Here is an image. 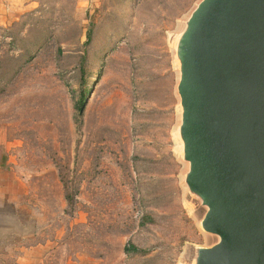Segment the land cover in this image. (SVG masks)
I'll use <instances>...</instances> for the list:
<instances>
[{
  "label": "rangeland",
  "instance_id": "374dc122",
  "mask_svg": "<svg viewBox=\"0 0 264 264\" xmlns=\"http://www.w3.org/2000/svg\"><path fill=\"white\" fill-rule=\"evenodd\" d=\"M200 1L0 0V264H195L216 243L177 138Z\"/></svg>",
  "mask_w": 264,
  "mask_h": 264
},
{
  "label": "water",
  "instance_id": "95a60500",
  "mask_svg": "<svg viewBox=\"0 0 264 264\" xmlns=\"http://www.w3.org/2000/svg\"><path fill=\"white\" fill-rule=\"evenodd\" d=\"M175 53L185 185L217 239L195 264H264V0H201Z\"/></svg>",
  "mask_w": 264,
  "mask_h": 264
},
{
  "label": "trees",
  "instance_id": "16d2710c",
  "mask_svg": "<svg viewBox=\"0 0 264 264\" xmlns=\"http://www.w3.org/2000/svg\"><path fill=\"white\" fill-rule=\"evenodd\" d=\"M90 37H91L90 33L88 32V34H87V42L90 41ZM84 59H85V57H82V61H84ZM82 106H83V99L81 98V100L78 102L76 107H77L78 110H81ZM126 251L128 253H135V254L144 253L143 251L139 250L138 248H136L134 246L126 248Z\"/></svg>",
  "mask_w": 264,
  "mask_h": 264
}]
</instances>
